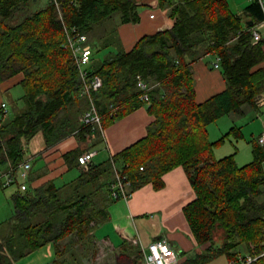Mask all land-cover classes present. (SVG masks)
<instances>
[{
    "label": "trees",
    "instance_id": "obj_1",
    "mask_svg": "<svg viewBox=\"0 0 264 264\" xmlns=\"http://www.w3.org/2000/svg\"><path fill=\"white\" fill-rule=\"evenodd\" d=\"M56 1L58 7L46 0L34 8L38 0H0V85L20 76L17 85L23 92L21 109L0 122V165L6 164V171L16 169L15 173L38 132L47 146L71 133L78 138L100 135L73 119L89 104L80 97L79 71L66 47L67 33L73 29L91 39L88 76L101 80L93 101L103 128L141 106L154 120L144 138L101 163L91 162L87 170L77 161L81 150L66 152L63 158L69 168H80L65 184L49 181L24 191L19 187L11 197V217L0 222V264H13L47 244L56 246L52 264H71L62 257L65 252L58 242L71 235L83 240L91 227L107 220V206L115 200L109 191L113 167L126 176L130 192L147 183L159 189L166 172L183 167L195 198L182 211L196 242L209 246L182 264H204L219 254L229 260L239 253L261 254L264 149L253 139L248 164L238 165L234 154L216 159L215 145L241 133L232 127L214 142L207 131L224 115L260 105L263 41L253 43L251 33L263 20L259 0L250 1L239 14L231 11L227 0H158L172 26L142 36L129 50L107 21L118 15L122 24L138 22L135 0ZM94 48L112 50L95 59ZM206 55L219 59L226 87L197 102L191 65ZM138 78L149 87L147 101L141 98ZM217 231L221 243L214 247ZM131 247L125 244L109 264H140V249L133 256ZM251 264H264V254Z\"/></svg>",
    "mask_w": 264,
    "mask_h": 264
},
{
    "label": "crops",
    "instance_id": "obj_2",
    "mask_svg": "<svg viewBox=\"0 0 264 264\" xmlns=\"http://www.w3.org/2000/svg\"><path fill=\"white\" fill-rule=\"evenodd\" d=\"M227 1L231 11L239 14L252 0ZM262 1L264 2V0ZM135 2L138 5V22L122 24L119 22L118 15L107 21L108 27L116 28L121 46L125 50L131 49L142 36L153 34L172 26V22L167 16V11L159 7L158 0H135ZM253 28H256L261 35L263 41L261 48L264 56V23L260 21L253 25ZM210 57L213 60L212 55H206L191 65L195 100L197 102L208 99L226 87L221 71L214 69L212 61L208 60ZM20 78V76H16L0 85V103L3 102V95L5 94H8V98L12 99L11 96L13 95L10 94V91L16 89ZM263 104L264 93L259 106ZM20 109L21 107H16V110ZM241 114L231 113L226 116L232 117V115L238 116ZM6 119L9 118L4 117L1 121ZM153 120L154 116L149 114L146 106H141L105 127L102 135L89 133L83 138H78L76 134L71 133L59 139L53 145L47 146L42 133L38 132L29 141L25 150V161L29 162L30 169L28 171L18 169L15 172L14 184L18 188L22 183L26 184L27 188H36L49 181L57 185L65 184L71 179H63L64 176L72 169L78 170L80 168H69L63 158L66 152L75 148L82 152L93 151L95 153L92 163H101L111 155L119 153L144 138L147 134V127ZM262 124L264 129V117ZM210 125L207 126V131L211 140L213 128ZM6 167V164L0 165L1 179L5 174ZM162 180L164 185L159 189H155L151 183H147L133 191L127 200L115 199L111 201L107 206V220L90 228L89 237L91 243L89 244L95 243L96 246L105 247L111 252L118 253L125 244L135 243L141 251L146 250L152 241L165 238L177 254L175 264H182L186 259L201 254L208 246L196 242L182 211L183 207L195 198V193L183 167L178 166L166 172L162 176ZM18 188L10 194V200ZM74 240L78 241L74 243ZM214 243L216 244L214 247L220 245L218 242ZM81 245L83 243L76 235H71L58 242V247L65 252L62 257H66L71 264H87L88 257L92 261L93 253L95 252L93 246H91L92 253L90 254V250L82 249ZM42 248L44 255L47 258H52V261L47 264H52L56 257V246L47 244L40 249ZM40 249L27 256L39 253ZM68 252L69 255L67 254ZM24 258L16 262L24 261ZM204 264H229V259L226 255L219 254Z\"/></svg>",
    "mask_w": 264,
    "mask_h": 264
},
{
    "label": "built area",
    "instance_id": "obj_3",
    "mask_svg": "<svg viewBox=\"0 0 264 264\" xmlns=\"http://www.w3.org/2000/svg\"><path fill=\"white\" fill-rule=\"evenodd\" d=\"M56 7H58L56 0H50ZM260 6L263 10V20L264 23V2L259 0ZM152 17V15H151ZM252 42L258 43L262 40L260 33L256 28L252 31ZM66 47L70 50L73 57L74 63L76 64L79 77L81 80V91L80 94L85 96L88 100L87 109L81 114L80 123L84 127H89L92 131L99 132L100 135L103 134L102 117L99 114L94 101L93 92L101 85V80L98 76H88V65L91 59L92 47L90 45L89 39L83 33H80L77 29H73L67 33ZM214 69L219 68V59L215 58L212 64ZM137 87L143 91L141 98L147 101V90L149 87L147 84L138 78ZM3 110V116L6 113L5 103L1 104ZM257 144L264 149V129L261 134L256 138ZM95 152L85 151L77 157L78 164L85 170L88 169L89 164L92 162V158ZM30 168L29 162L25 161L18 166V169L23 171H28ZM16 170V169H15ZM10 169L5 172L3 178H0V189L6 188L14 184L15 182V171ZM139 170H143L139 167ZM113 179L109 184L110 195L113 199H124L127 200L132 192L128 190V182L125 175H123L119 170L113 167ZM22 191L27 189L26 184L22 183L19 185ZM142 259L144 264H175L177 261V254L171 244L165 239H157L152 241L146 248V250H141ZM264 251L259 255L251 254H236V256L229 260V264H251L259 256L263 255Z\"/></svg>",
    "mask_w": 264,
    "mask_h": 264
},
{
    "label": "rangeland",
    "instance_id": "obj_4",
    "mask_svg": "<svg viewBox=\"0 0 264 264\" xmlns=\"http://www.w3.org/2000/svg\"><path fill=\"white\" fill-rule=\"evenodd\" d=\"M46 3V0H38V2L34 5V8H39L40 6H43ZM166 10V9H165ZM91 42V39L90 41ZM112 49H102L97 51L95 48L93 49V57L95 59H102L108 51ZM212 57H210L208 60L212 61V64L214 62L211 60ZM18 91V93H17ZM13 92V93H12ZM22 88L17 85L16 89L13 91H10V94L13 95L11 98H8V94L3 95V102L6 104V113L5 117L10 118L14 115L16 111V107L20 108L22 107V102L20 96L22 95ZM15 94V95H14ZM80 97H83L80 94ZM21 105V106H20ZM81 115L73 114V119L78 118L80 120ZM263 117H264V104L259 106L256 110H253L249 106L243 107V114L232 117L229 116H222L211 123L210 127L213 128V131L211 132V140L217 141L221 137H223L227 132L230 131L232 127L238 128V131H240L241 136L238 137L229 136L228 138H225L222 142L215 145L213 149L214 157L216 159L222 158L224 156L234 154L235 160L238 165H245L252 161V140L256 139L261 132L263 131ZM60 118V115H59ZM2 120V115L0 113V121ZM263 169H264V162H263ZM78 173L77 169H72L68 174L64 176L63 179H73ZM2 175L1 169H0V176ZM2 177V176H1ZM20 181V180H19ZM16 184H12L8 186L7 188H3L0 191V222L6 221L9 219L13 212V205L12 201L10 200V194L13 193L17 189ZM262 194L260 196L261 200H264V184L262 186ZM220 231V230H219ZM221 233L216 232L214 235L215 242L221 243ZM78 241V240H77ZM74 240V243L77 242ZM83 245H81L82 249L90 250V254L92 253V247L94 249V256L92 257V261L90 257H88L87 264H109L113 263L115 260V256L117 255L116 252H111L109 249L101 246H96L95 243H91L90 237H85L83 240H80ZM87 243V244H86ZM81 244V243H80ZM209 243H205L203 245H208ZM65 245H67L65 243ZM132 247L130 249V253L134 256L137 252L138 245L135 243L131 244ZM216 244L214 243L213 246ZM65 248V247H64ZM207 248V247H206ZM37 252V251H35ZM39 253H33L34 255H30L24 258V261H19L14 264H47L50 261H52V258H47L44 254L43 248L38 251ZM43 252V253H41ZM203 253L206 252V249L202 251ZM36 254V255H35ZM69 255V252L67 253ZM44 255V256H43ZM71 259V258H70ZM140 264H143L141 261Z\"/></svg>",
    "mask_w": 264,
    "mask_h": 264
},
{
    "label": "water",
    "instance_id": "obj_5",
    "mask_svg": "<svg viewBox=\"0 0 264 264\" xmlns=\"http://www.w3.org/2000/svg\"><path fill=\"white\" fill-rule=\"evenodd\" d=\"M247 25H248V26L252 25V22H249Z\"/></svg>",
    "mask_w": 264,
    "mask_h": 264
}]
</instances>
